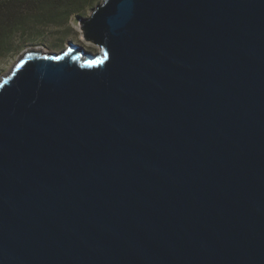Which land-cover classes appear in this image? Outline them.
Masks as SVG:
<instances>
[{"label":"water","instance_id":"1","mask_svg":"<svg viewBox=\"0 0 264 264\" xmlns=\"http://www.w3.org/2000/svg\"><path fill=\"white\" fill-rule=\"evenodd\" d=\"M80 22L1 77L0 264H264V0Z\"/></svg>","mask_w":264,"mask_h":264},{"label":"rangeland","instance_id":"2","mask_svg":"<svg viewBox=\"0 0 264 264\" xmlns=\"http://www.w3.org/2000/svg\"><path fill=\"white\" fill-rule=\"evenodd\" d=\"M102 1L95 0L83 13L72 14L67 21L63 16L64 12L73 7V4H69L71 0H58L55 4L60 9L56 7L52 10L41 9V2L25 1L26 3L18 6L16 1L15 11L7 21V39L0 48V79L11 71L22 54L33 48L49 54H59L65 50L66 43L73 42L86 52L99 54L100 47L83 36L80 21L89 17ZM50 14L55 18L52 23H48Z\"/></svg>","mask_w":264,"mask_h":264},{"label":"trees","instance_id":"3","mask_svg":"<svg viewBox=\"0 0 264 264\" xmlns=\"http://www.w3.org/2000/svg\"><path fill=\"white\" fill-rule=\"evenodd\" d=\"M17 5L21 6V4L26 3L25 1H32V2H41L40 7L43 10H49V9H54V8H59L58 5V0H0V48L4 45L6 39H7V34H6V28L9 27V24L7 21L12 17L15 8H16V3ZM95 0H71V3L73 4V7L70 8V10L64 12L65 16L64 19H67L72 15V14H81L83 11L86 10V8L92 4ZM56 3V4H55ZM19 8V7H18ZM39 13V19H41ZM55 19L51 14L50 18L48 20V23H52V21Z\"/></svg>","mask_w":264,"mask_h":264},{"label":"bare ground","instance_id":"4","mask_svg":"<svg viewBox=\"0 0 264 264\" xmlns=\"http://www.w3.org/2000/svg\"><path fill=\"white\" fill-rule=\"evenodd\" d=\"M31 51H42V50H39V49H37V48H33L32 50H29L28 52H31ZM42 52H43V51H42ZM44 53H45V52H44ZM16 64H17V63H16ZM10 72H11V71H10ZM10 72H9V73H10ZM9 73L5 74L4 77H6ZM4 77H3V78H4ZM0 81H1V79H0Z\"/></svg>","mask_w":264,"mask_h":264}]
</instances>
